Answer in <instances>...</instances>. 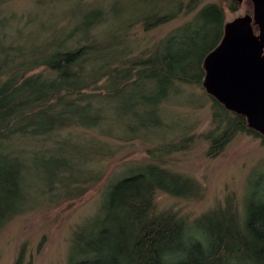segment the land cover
<instances>
[{
	"label": "trees",
	"instance_id": "16d2710c",
	"mask_svg": "<svg viewBox=\"0 0 264 264\" xmlns=\"http://www.w3.org/2000/svg\"><path fill=\"white\" fill-rule=\"evenodd\" d=\"M12 1L0 0V230L25 211L31 167L24 156L31 158L37 146L67 145L72 161L59 168L56 160L64 159L55 158L53 171L61 175L63 199L80 195L101 177L100 166L95 170L94 165L115 154L100 137L134 140L136 130L158 124V99L179 93L183 86L203 89L204 60L221 42L226 24L220 5L201 0H134L132 15L128 8L117 10L115 0L105 6L81 0L85 10L78 16L59 17L53 10L46 17L48 29L42 25L46 22L32 26L27 19V33L15 29L13 34L11 19L2 14ZM34 6L38 9L41 2ZM180 16L190 18L148 48L149 54L128 57L133 28L150 30ZM119 96L131 99L127 110L116 109ZM206 96L211 120L201 136L208 143L207 157H217L238 134L260 138L242 115ZM136 105L147 110L137 111ZM122 117L132 124H126L125 134L114 136L107 124ZM73 130L98 137L77 140ZM188 142L182 136L165 153L181 152ZM77 152L83 163L91 162L82 174L77 168L84 164L73 163ZM155 160L108 184L95 216L72 232L67 264H264V195L246 201L243 208L228 196L189 222L177 212L157 210V192L175 195L157 186L152 176L178 175L162 166L164 156Z\"/></svg>",
	"mask_w": 264,
	"mask_h": 264
},
{
	"label": "rangeland",
	"instance_id": "374dc122",
	"mask_svg": "<svg viewBox=\"0 0 264 264\" xmlns=\"http://www.w3.org/2000/svg\"><path fill=\"white\" fill-rule=\"evenodd\" d=\"M36 1L13 0L3 7L2 14L11 19L13 34H16L15 29H19L23 35L27 33V19L33 21L32 26L46 22V25H42L44 29H48L46 26H49V21L46 17L53 10L59 17L62 14L70 17L72 13L78 16L85 10L81 0H39L41 6L38 9L34 6ZM85 1L88 4L105 6L112 0ZM201 3L220 5L227 23L236 17L244 16L251 8L248 2H244L234 6L235 9L231 11L230 0H201ZM112 5L121 12L128 8V15L135 12L131 10L134 0H115ZM42 10H45L44 14L36 18ZM67 11L70 12L68 15ZM189 18L190 16H180L150 30L133 28L126 44L131 49L128 57L146 56L149 54L148 48ZM108 26L111 27L110 24ZM158 100L159 111L154 118L158 124H152L155 127L136 130L134 140L117 141L112 138V141L100 137L109 148L115 150V154L111 158H104L101 165H94L95 170L100 166L101 177L84 186L80 195L74 193L71 198L63 199L65 192L59 183L61 175L53 171L56 165L59 168L67 167V161H72V149L67 150V145L37 146L34 147L31 158L23 157L31 167L26 177L25 211L9 219L0 230V264H16L17 261H20L19 264H67L72 232L87 219L95 216L108 184L117 178L135 175L144 170L153 161L156 163L155 157L158 156L165 157L163 167L178 175L152 176L157 186L165 187L175 195L171 197L157 192L155 203L158 211L171 210L192 222L200 214L217 204H222L228 196L237 199L239 208H243L246 201L252 202L264 195V146L261 139L238 134L217 157H207L208 143L201 134L210 128L211 102L204 89L183 86L179 93ZM130 101L129 97L119 96L114 100V105L117 110H127ZM134 109L147 110L137 105ZM126 124L131 125L132 119L122 117L107 125L113 129L114 136H120L125 134ZM72 132L77 140L83 136L98 137L94 132ZM182 136L189 139L188 143L183 144L185 148L181 152L167 155L166 146L177 142ZM57 157L64 160L60 162L55 159ZM73 163L77 166L84 164L77 168L82 174L91 162L86 160L83 163L78 155ZM77 170L75 169L74 175H77ZM191 230L188 231L189 234H197V231Z\"/></svg>",
	"mask_w": 264,
	"mask_h": 264
},
{
	"label": "water",
	"instance_id": "95a60500",
	"mask_svg": "<svg viewBox=\"0 0 264 264\" xmlns=\"http://www.w3.org/2000/svg\"><path fill=\"white\" fill-rule=\"evenodd\" d=\"M250 2L252 16L226 23L221 42L205 58L202 86L264 137V0Z\"/></svg>",
	"mask_w": 264,
	"mask_h": 264
},
{
	"label": "flooded vegetation",
	"instance_id": "af4514ba",
	"mask_svg": "<svg viewBox=\"0 0 264 264\" xmlns=\"http://www.w3.org/2000/svg\"><path fill=\"white\" fill-rule=\"evenodd\" d=\"M231 2H235L236 5H241V4L244 3V2H248V3L251 5V8H250V11H249L247 14H245L244 16H247V15L252 16V13H253V7H252V4H251L250 0H242L241 3H237V2L234 1V0H232ZM253 29L255 30V33L258 34L257 27H254ZM244 118H245V117H244ZM245 122H246V125L248 126V124H247V119H246V118H245ZM249 129H251V128H249ZM251 130L254 131L256 134H258V135L260 136L259 139L264 138L263 136H261V135H260L258 132H256L255 130H253V129H251Z\"/></svg>",
	"mask_w": 264,
	"mask_h": 264
},
{
	"label": "bare ground",
	"instance_id": "6f19581e",
	"mask_svg": "<svg viewBox=\"0 0 264 264\" xmlns=\"http://www.w3.org/2000/svg\"><path fill=\"white\" fill-rule=\"evenodd\" d=\"M204 89V88H203ZM204 91H205V89H204Z\"/></svg>",
	"mask_w": 264,
	"mask_h": 264
}]
</instances>
